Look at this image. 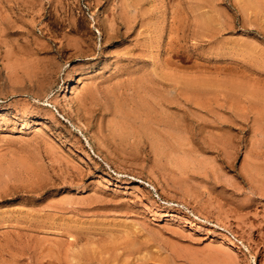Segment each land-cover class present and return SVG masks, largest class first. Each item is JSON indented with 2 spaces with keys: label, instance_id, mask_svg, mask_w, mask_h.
<instances>
[{
  "label": "rangeland",
  "instance_id": "374dc122",
  "mask_svg": "<svg viewBox=\"0 0 264 264\" xmlns=\"http://www.w3.org/2000/svg\"><path fill=\"white\" fill-rule=\"evenodd\" d=\"M0 264H264V0H0Z\"/></svg>",
  "mask_w": 264,
  "mask_h": 264
},
{
  "label": "bare ground",
  "instance_id": "6f19581e",
  "mask_svg": "<svg viewBox=\"0 0 264 264\" xmlns=\"http://www.w3.org/2000/svg\"><path fill=\"white\" fill-rule=\"evenodd\" d=\"M65 99H66L65 101H67V98H65ZM68 104H70V102H68ZM72 117L74 119H76V123L78 124V129L82 133H84V136L86 135L87 140L88 141L90 140L94 144V146L96 148H98L99 150L106 151L105 144L103 142H101L100 140H98V139H96L95 137L92 136V134L89 132V129L87 127V124H86L85 120L83 119V117H81V115L76 110H72ZM110 156L113 158L112 154Z\"/></svg>",
  "mask_w": 264,
  "mask_h": 264
}]
</instances>
